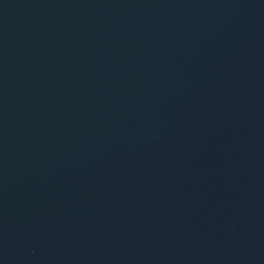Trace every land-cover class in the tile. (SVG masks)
<instances>
[{"label": "water", "instance_id": "95a60500", "mask_svg": "<svg viewBox=\"0 0 264 264\" xmlns=\"http://www.w3.org/2000/svg\"><path fill=\"white\" fill-rule=\"evenodd\" d=\"M0 264H264V0H0Z\"/></svg>", "mask_w": 264, "mask_h": 264}]
</instances>
